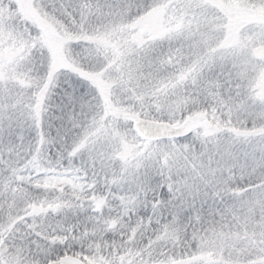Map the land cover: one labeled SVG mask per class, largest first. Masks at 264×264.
I'll return each instance as SVG.
<instances>
[{
	"label": "snow or ice",
	"instance_id": "1",
	"mask_svg": "<svg viewBox=\"0 0 264 264\" xmlns=\"http://www.w3.org/2000/svg\"><path fill=\"white\" fill-rule=\"evenodd\" d=\"M0 264H264V0H0Z\"/></svg>",
	"mask_w": 264,
	"mask_h": 264
}]
</instances>
